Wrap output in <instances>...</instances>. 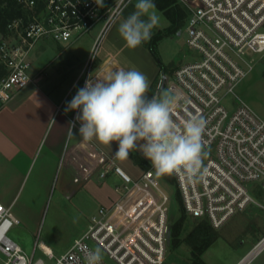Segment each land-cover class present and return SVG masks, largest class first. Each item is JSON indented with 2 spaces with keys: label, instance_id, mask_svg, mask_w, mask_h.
<instances>
[{
  "label": "built area",
  "instance_id": "built-area-1",
  "mask_svg": "<svg viewBox=\"0 0 264 264\" xmlns=\"http://www.w3.org/2000/svg\"><path fill=\"white\" fill-rule=\"evenodd\" d=\"M19 1L28 18L12 22L10 34L0 42V108L34 82L29 55L40 40L66 44L101 23L103 31L127 0H104L103 7L96 0ZM182 1L186 22L179 35L186 34L192 60L177 67L171 77L161 71L157 95H149L158 97L164 84L183 94L173 112L178 123L192 115L207 121L203 178L172 175L184 213L219 229L247 209L252 186L264 192V119L236 93L254 69L256 56L264 54V0ZM92 63L83 70V87L89 78L105 73L95 72ZM98 175L100 180L118 179L117 197L110 206L98 208L86 230L59 256L41 244L46 259L26 255L8 235L19 224L12 206L0 203V264H85V247L101 248V264H164L176 192L169 194L153 167L134 176L114 157L103 158ZM262 250L264 238L237 264H251Z\"/></svg>",
  "mask_w": 264,
  "mask_h": 264
},
{
  "label": "rangeland",
  "instance_id": "rangeland-1",
  "mask_svg": "<svg viewBox=\"0 0 264 264\" xmlns=\"http://www.w3.org/2000/svg\"><path fill=\"white\" fill-rule=\"evenodd\" d=\"M136 2L137 0H127L119 15L103 31L101 23L91 32L82 34L66 44L55 42L52 39L40 40L30 52V70L43 72L44 85L47 89L52 90L57 84V88L62 92L77 77L86 62H93L92 67L97 72L104 57L112 54L126 71L136 69L146 75L151 83L159 69L157 61L144 46L149 40L142 42L136 48H129L118 32L119 24L135 11ZM177 2L186 12L183 1L177 0ZM155 10L160 16V24L152 30L151 38L158 31H165L170 25L162 12L157 8ZM185 22L186 17L180 31L164 37L157 46L159 59L166 66L163 73L167 77L172 76L175 68L192 60V53L186 45V34L183 31L178 36ZM5 38L0 35V42ZM171 67L173 69H170ZM160 80L159 77L154 87L151 88L149 92L151 95H157L155 91ZM77 83L68 94L67 102H70L84 85L83 79ZM164 87L163 92L167 90L166 86ZM236 93L264 119V54L256 56L254 69L240 82ZM162 94L158 93V97ZM101 145L106 151L118 149V142H112L111 146ZM133 151L150 165L145 169L135 164L130 157L123 160L125 169L136 176L143 170L150 169L152 165L138 150ZM42 155L43 149H40L25 178L22 182L18 179L12 188L16 192L12 203V214L18 220L19 225H14L8 234L26 255L34 254V258L37 259H46L38 247L39 244L49 247L55 256L64 254L87 228L91 216L99 207L96 198L89 188L85 187L74 198H62L56 186L55 178L56 175L59 176L58 171L55 172L56 163L46 162ZM51 176L52 179H50ZM156 177L163 186L166 185L165 189L171 196H174L175 192L178 193L175 182L169 181V183L163 176ZM91 182L99 184L102 181L99 176H95ZM250 194L253 200L245 211L234 215L219 229L209 224L214 229L217 238L200 256L204 264H237L264 238V192L257 186H252ZM3 204L7 205L6 202ZM179 216V205L177 206L173 199L169 221L175 222ZM195 223L196 219L186 215L182 239L193 230ZM164 264H193L190 246L182 243L176 250L168 247ZM251 264H264V250L253 259Z\"/></svg>",
  "mask_w": 264,
  "mask_h": 264
},
{
  "label": "clouds",
  "instance_id": "clouds-1",
  "mask_svg": "<svg viewBox=\"0 0 264 264\" xmlns=\"http://www.w3.org/2000/svg\"><path fill=\"white\" fill-rule=\"evenodd\" d=\"M96 3L104 6V0ZM134 7L118 27L129 48L150 40L152 30L160 24L153 0H137ZM149 84L146 75L136 69L112 70L102 77L89 78L66 108L80 110L69 122V139L76 137L73 130L79 122L83 141L95 139L106 146L118 142L114 153L117 160H127L133 150H138L151 162L158 177L181 174L188 180L202 179L206 172L203 137L207 121L192 115L178 123L173 112L183 94L168 89L159 97L149 98ZM83 252L85 264H101V248L85 247Z\"/></svg>",
  "mask_w": 264,
  "mask_h": 264
},
{
  "label": "crops",
  "instance_id": "crops-1",
  "mask_svg": "<svg viewBox=\"0 0 264 264\" xmlns=\"http://www.w3.org/2000/svg\"><path fill=\"white\" fill-rule=\"evenodd\" d=\"M144 46L147 49L146 45ZM86 64L87 62L77 77L62 92L57 88V84L52 90L47 89L44 85L43 72L30 70V76L34 82L15 92L11 100L0 108L1 204L6 202V206H12L16 194L12 188L18 179L22 182L25 178L40 149H43L42 157L46 162L56 163L55 172L59 173V176L56 175L55 178L56 186L62 198H74L85 187L89 188L98 201L99 207L110 206L116 199L117 195L113 186L118 182L116 177L111 176L101 180L99 184L91 182L95 176H99L103 158L114 157L116 151H106L95 139L90 142L83 141L79 136L78 122L73 130L76 137L72 139L68 137L69 122L75 119L80 110L66 111L70 103L67 102V96L73 86L83 79L82 73ZM106 67L111 71L116 67L118 70H126L112 54L104 57L98 70L102 71ZM160 72L161 70L156 77L154 76L148 93L156 84ZM160 93L162 94L163 91ZM118 162L123 166L121 160Z\"/></svg>",
  "mask_w": 264,
  "mask_h": 264
},
{
  "label": "trees",
  "instance_id": "trees-1",
  "mask_svg": "<svg viewBox=\"0 0 264 264\" xmlns=\"http://www.w3.org/2000/svg\"><path fill=\"white\" fill-rule=\"evenodd\" d=\"M153 2L155 3L156 8L162 12V14L169 21L170 25L165 31H158V33L145 45L153 58L157 61L159 70L165 72L166 68L161 63L157 51L158 43L164 37L177 33V31L181 29L184 23V18L186 17V12L178 4L177 0H153ZM21 18L24 20L28 18L27 11L24 9L22 2L19 0H0V35L2 37H6L10 34L8 28L10 24ZM109 71L111 70L106 67L103 75ZM0 72H3L2 66H0ZM129 157L135 164L142 168L147 169L150 167L147 161L134 151L130 153ZM163 177L166 178L168 182H175L173 175H165ZM175 201L177 206L179 205L180 216L175 222H171L168 247L171 250H176L182 243H186L191 248L193 264H204V262L200 260V256L215 241L217 238L216 233L206 220H196L193 230L186 238L182 239V233L185 230V228L183 229V225L186 215L182 210L181 200L177 192L175 195Z\"/></svg>",
  "mask_w": 264,
  "mask_h": 264
},
{
  "label": "bare ground",
  "instance_id": "bare-ground-1",
  "mask_svg": "<svg viewBox=\"0 0 264 264\" xmlns=\"http://www.w3.org/2000/svg\"><path fill=\"white\" fill-rule=\"evenodd\" d=\"M41 246H42V248H43L44 250H46V251H48V252L51 250L49 247H47V246L44 245V244H42Z\"/></svg>",
  "mask_w": 264,
  "mask_h": 264
},
{
  "label": "water",
  "instance_id": "water-1",
  "mask_svg": "<svg viewBox=\"0 0 264 264\" xmlns=\"http://www.w3.org/2000/svg\"><path fill=\"white\" fill-rule=\"evenodd\" d=\"M179 35V34H178ZM163 87H164V84L162 85V88H161V91L163 90ZM147 95L149 96V98H150V95H149V93H147ZM170 224H171V222H170Z\"/></svg>",
  "mask_w": 264,
  "mask_h": 264
}]
</instances>
